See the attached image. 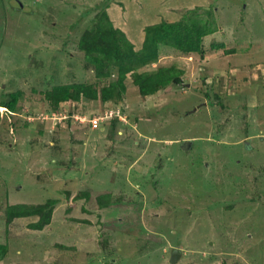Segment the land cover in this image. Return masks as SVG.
Segmentation results:
<instances>
[{
    "label": "rangeland",
    "instance_id": "374dc122",
    "mask_svg": "<svg viewBox=\"0 0 264 264\" xmlns=\"http://www.w3.org/2000/svg\"><path fill=\"white\" fill-rule=\"evenodd\" d=\"M194 8L215 29L204 54L161 46L143 68L176 65L183 83L143 97L129 75L120 107L45 99L98 82L78 41L103 12L139 48L146 26ZM16 90L17 111L0 106V264H264V0H0V100ZM105 107L115 134L90 122ZM49 198L44 229L8 221Z\"/></svg>",
    "mask_w": 264,
    "mask_h": 264
},
{
    "label": "trees",
    "instance_id": "16d2710c",
    "mask_svg": "<svg viewBox=\"0 0 264 264\" xmlns=\"http://www.w3.org/2000/svg\"><path fill=\"white\" fill-rule=\"evenodd\" d=\"M197 10L198 8H194L184 13L182 18L176 21L162 20L146 26L139 48H136L126 32L117 25L115 26L108 15L103 12L99 17L97 16L94 23L84 30L78 41V46L84 53V59L95 68L98 82L56 84L45 91V99L49 101L53 110L57 109L60 103L68 100L75 102L82 100L110 101L120 107L119 103L124 100L127 93V77L129 75L132 76L133 84L143 97L154 95L171 85L183 83L184 70L176 65L159 66L152 70L143 68L159 60L161 46H169L183 53L199 52L204 54L203 39L205 35L214 32L215 29L210 17V19L197 17ZM206 13L212 16L210 12ZM114 73H116V78L112 79L111 76ZM107 78L110 80L105 84L99 83ZM22 94L20 90L5 94L0 100V106L9 111H17ZM109 120V131L113 134L117 133L122 120L118 114H114ZM93 195V191L83 192L76 198L82 197L87 202ZM95 198L99 207L106 204L100 194ZM57 203V198H49L41 203L13 204L6 208L7 219L12 221L16 217L37 216L38 219L30 223V226L34 229H44L47 224L51 223ZM68 207L72 208L71 205ZM8 250L7 244L0 243V261L8 255ZM104 264L113 263L109 261Z\"/></svg>",
    "mask_w": 264,
    "mask_h": 264
},
{
    "label": "built area",
    "instance_id": "2783aa9c",
    "mask_svg": "<svg viewBox=\"0 0 264 264\" xmlns=\"http://www.w3.org/2000/svg\"><path fill=\"white\" fill-rule=\"evenodd\" d=\"M106 112L104 113H101L100 115H98L97 118H94V119H91L90 122L92 123V126L95 128L98 126L99 124V120H106V119H109L110 117H112L114 114H118L119 118L122 120V115L121 113L118 111V110H114V109H106L105 110ZM126 117V116H125ZM127 118V117H126ZM125 119V118H124ZM123 121V120H122Z\"/></svg>",
    "mask_w": 264,
    "mask_h": 264
},
{
    "label": "clouds",
    "instance_id": "9594fccd",
    "mask_svg": "<svg viewBox=\"0 0 264 264\" xmlns=\"http://www.w3.org/2000/svg\"><path fill=\"white\" fill-rule=\"evenodd\" d=\"M6 109V108H5ZM7 110V109H6ZM9 112H14V111H9Z\"/></svg>",
    "mask_w": 264,
    "mask_h": 264
},
{
    "label": "crops",
    "instance_id": "0c3cea01",
    "mask_svg": "<svg viewBox=\"0 0 264 264\" xmlns=\"http://www.w3.org/2000/svg\"><path fill=\"white\" fill-rule=\"evenodd\" d=\"M209 105V104H208Z\"/></svg>",
    "mask_w": 264,
    "mask_h": 264
}]
</instances>
